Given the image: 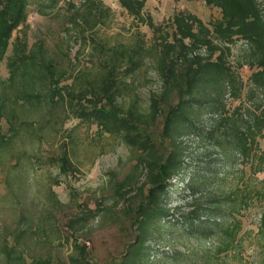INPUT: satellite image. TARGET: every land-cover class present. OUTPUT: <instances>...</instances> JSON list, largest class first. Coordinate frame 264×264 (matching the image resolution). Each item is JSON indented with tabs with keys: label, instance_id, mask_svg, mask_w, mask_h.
<instances>
[{
	"label": "rangeland",
	"instance_id": "rangeland-1",
	"mask_svg": "<svg viewBox=\"0 0 264 264\" xmlns=\"http://www.w3.org/2000/svg\"><path fill=\"white\" fill-rule=\"evenodd\" d=\"M101 1L110 7L103 11L104 16L99 15L102 12L95 0H28L25 22L12 32L4 48L0 102L4 113L15 112L17 133L12 134L6 120H1L2 132L11 134V141L0 147V264H73L77 245L84 246L89 264H120L137 232L136 207L147 189L144 151L127 144L119 133L104 131L97 123L74 116L68 105H52L43 99L23 101L17 95L19 77L7 79L12 44L22 36L28 46L41 41L47 54L57 60L62 73L59 83L84 89L86 96L76 105H90L89 99L96 98L92 90L106 71L108 58L103 49L139 46L143 48L141 66L122 75L115 103L123 108L132 105L144 115L139 124L160 143L157 153L162 154L161 116L144 118L152 98L161 92L153 61L158 49L154 47L162 42L117 0ZM144 10L156 25L181 10L204 22L220 17L219 8L203 0H146ZM247 48L241 39L230 44L229 59L237 67L243 90L248 86L250 69L238 65L246 58ZM121 64L122 69L124 58ZM225 97L229 108L239 101ZM183 139L192 168L173 182L180 187L195 171L200 190L190 195L188 189L178 188L169 195L168 205L181 212L219 199L214 203L220 212L215 220L223 222L206 239L178 235L163 226V236L146 242L155 249L150 264H264V235L258 230L264 208V172L250 168L232 152L220 154L210 141H201L194 134ZM259 146L264 151V130ZM62 150L74 164L67 173L57 166ZM79 216L86 225L68 229V219ZM233 217L240 220L234 238L223 230ZM6 250L13 253L7 255ZM166 250L176 251L175 256ZM21 254L24 259L14 258Z\"/></svg>",
	"mask_w": 264,
	"mask_h": 264
},
{
	"label": "trees",
	"instance_id": "trees-1",
	"mask_svg": "<svg viewBox=\"0 0 264 264\" xmlns=\"http://www.w3.org/2000/svg\"><path fill=\"white\" fill-rule=\"evenodd\" d=\"M117 1L162 42L160 47H154L158 49L153 61L161 92L158 98H152L150 111L144 117L151 120L161 116L160 135L165 142L162 154L157 153L160 143L139 124L144 115L132 105L123 108L115 103L121 92L122 75L127 76L141 66L143 48L139 46L128 49L112 45L103 49L102 54L108 58L106 71L92 90L96 98L89 99L90 105H76L84 97V89H71V85L59 83L62 73L57 60L47 54L41 41L28 46L22 36L12 44L7 79L19 77L17 95L23 101L43 99L52 105H68L74 116L95 122L104 131L119 133L127 144L144 151L147 189L136 207L137 232L128 242L120 264H150L155 249L146 242L157 235L163 236V226L178 235L206 239L223 222L215 220L220 212L214 203L219 199L181 212H174L177 207L168 205L169 195L178 188L188 189L190 195L200 190V178L194 177L195 171L180 187L173 182L192 168L184 137L194 134L201 141H210L220 154L232 152L244 164L249 163L250 168L264 172V151L259 146L264 130V0H203L206 5L219 8V18L204 22L194 13L181 10L161 25H156L145 12L146 0ZM95 2L102 12L99 15L104 16L110 7H104L101 0ZM27 4L28 0H0V60L12 32L25 22ZM236 39L245 41L248 47L246 58L238 65L245 64L250 69L245 90L237 67L229 59L230 44ZM145 51L144 47V54ZM122 58L125 65L121 69ZM43 88L45 91L40 93ZM226 95L239 100L238 103L227 107ZM14 117V111L10 115L3 112L0 102V147L11 141V134L2 132L1 120L4 118L8 129L16 134ZM57 163L62 173L74 169L65 150L57 156ZM81 218L68 219V229L85 226V219ZM259 226V232L264 235V208ZM239 229L240 220L233 217L223 230L234 238ZM75 249L78 255L72 263L89 264L84 246L77 245ZM175 252L165 251L170 256ZM12 253L13 250H6L7 255ZM14 258L24 259L22 254Z\"/></svg>",
	"mask_w": 264,
	"mask_h": 264
}]
</instances>
